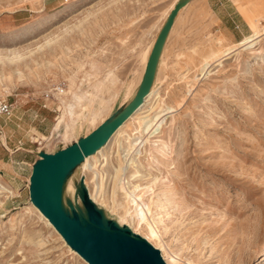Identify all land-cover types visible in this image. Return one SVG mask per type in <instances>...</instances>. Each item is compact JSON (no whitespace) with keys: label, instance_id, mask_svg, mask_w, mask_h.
Segmentation results:
<instances>
[{"label":"rangeland","instance_id":"1","mask_svg":"<svg viewBox=\"0 0 264 264\" xmlns=\"http://www.w3.org/2000/svg\"><path fill=\"white\" fill-rule=\"evenodd\" d=\"M178 1L63 0L45 8L44 0H0V98L14 107L0 116V264H86L30 204L32 164L127 105L141 59ZM13 55L21 58L11 63ZM59 83L63 92L44 101L43 91ZM151 88L156 95L138 116L66 182L73 178L81 203L89 190L106 223L146 239L166 264H264V0H188ZM83 107L101 109L91 123L79 121L73 137L55 131L64 112ZM147 115L161 117L150 137L142 133ZM117 178L128 182L124 189ZM74 201L64 185V209L77 210ZM147 223L158 235L151 241Z\"/></svg>","mask_w":264,"mask_h":264},{"label":"water","instance_id":"2","mask_svg":"<svg viewBox=\"0 0 264 264\" xmlns=\"http://www.w3.org/2000/svg\"><path fill=\"white\" fill-rule=\"evenodd\" d=\"M187 0H179L162 23L149 53L139 86L127 105L89 134L52 153L40 152L29 175V201L88 264H166L160 251L146 239L106 223L101 210L82 188L85 214L80 209L68 212L62 205L63 188L69 173L86 156L103 146L113 133L142 104L148 94L155 68L176 14ZM79 193V192H78ZM80 196V194H79Z\"/></svg>","mask_w":264,"mask_h":264},{"label":"bare ground","instance_id":"3","mask_svg":"<svg viewBox=\"0 0 264 264\" xmlns=\"http://www.w3.org/2000/svg\"><path fill=\"white\" fill-rule=\"evenodd\" d=\"M188 1V0H187ZM175 4H176V2H175ZM174 4V5H175ZM174 5H173V7H174ZM189 5V4H188ZM172 7V8H173ZM171 8V9H172ZM182 9V8H181ZM180 9V10H181ZM179 10V11H180ZM168 13H169V11H168ZM168 13H167V15H168ZM166 19V18H165ZM165 21V20H164ZM43 22L42 23H39V27H38V29H40V28H42V26H43ZM160 29V28H159ZM159 31V30H158ZM258 37V34H255V35H253V36H251V37H249V38H246L244 41H243V43H242V45H244V46H249V45H251V44H254L253 42H255V39ZM257 41V40H256ZM151 51V50H150ZM149 53L150 52H147V53H145L144 55H143V57H142V59H141V61H142V66H143V70H142V73H141V77H140V80H139V82L141 81V78H142V75H143V71H144V68H145V65H146V62H147V59H148V56H149ZM1 54V53H0ZM1 56V55H0ZM12 56V55H11ZM13 57H15L14 55H13ZM9 58V57H8ZM19 58H21V56H19V55H17L15 58H9L10 59V62L11 63H14L15 61H16V59H19ZM163 62V61H162ZM164 64V63H163ZM139 82L137 83V85L139 84ZM136 85V86H137ZM158 85V84H157ZM157 87V86H156ZM134 89V88H133ZM127 90V89H126ZM134 92V91H133ZM155 92H157L155 89H153V88H150V90H149V92H148V94L145 96V98H144V100H143V102H142V104H141V106L133 113V114H131V116L113 133V135L111 136V138L103 145V146H101L99 149H97L94 153H92L91 155H89V156H86L84 159H83V161L82 162H80L76 167H80V168H82V170L83 171H85V169H87L86 167L87 166H89V162H90V159L91 158H94V157H96V156H99L98 154L99 153H101L102 151H104V149H106L107 147H108V145L113 141V139H114V137L115 136H119L120 134H121V132H122V130H120L121 128H123L124 127V125L129 121L130 122V120L132 119V120H134L135 119V115H137L138 116V113H140V110H142V108H143V106H144V104H146L148 101H149V99L150 98H152V96L155 94ZM129 95V94H128ZM156 95V94H155ZM92 102L91 103H93V101H94V96L92 95ZM126 101V100H125ZM95 102V101H94ZM102 104V101L100 100V102H99V105H101ZM97 105V104H96ZM101 108L99 107V108H97L96 110H95V112H93V110H91L90 111V108L89 107H83V108H80L79 110H68V111H66V112H64V114L62 115V117L58 120V122L56 123V126H55V131L56 132H58L61 128H64L63 129V134L65 135V137H73L74 136V133H75V128H76V125L79 123V121H81L82 119H87L88 121H89V123H91L92 122V119L93 118H95V117H97L98 116V111L100 110ZM85 112H87V116H86V114H85ZM93 113H94V116H93ZM159 113V112H158ZM170 113V112H169ZM148 116V115H147ZM160 118L161 117H157V118H155V117H151V116H148V117H146V118H144V129H143V135H145L146 134V136H144V137H147V136H149V134H151L152 132H153V130L154 129H156V127L158 126V124H159V121H160ZM103 121V120H102ZM162 121V120H161ZM83 123V122H82ZM127 125V124H126ZM63 126V127H62ZM79 126H81V123L79 124ZM140 131V130H139ZM140 133V132H139ZM143 135L141 136V139H142V137H143ZM150 137V136H149ZM116 138V137H115ZM137 140V139H136ZM140 140V139H139ZM144 140V139H143ZM145 140H146V138H145ZM73 141H77V138L75 137V139L73 140ZM72 143V142H71ZM143 144V141L141 140L140 142H138L137 141V143H135V144H132L131 145V149L128 151V153L126 154V155H124L123 156V154H122V156H123V161H124V163H126L127 164V162L128 161H130L131 160V155L133 156V154H131V152L133 151H136L141 145ZM64 145V144H63ZM65 146H67V145H65ZM129 157V158H128ZM92 160V159H91ZM123 164V163H122ZM126 164L124 165V166H126ZM124 166H121V168H120V173H124V171L127 169V167H126V169H125V167ZM82 172V171H81ZM126 172V171H125ZM85 173V172H84ZM119 173V172H118ZM122 175V174H121ZM74 176V175H73ZM85 176V175H84ZM123 176H125V175H123ZM123 176H122V178H123ZM81 177V176H80ZM86 177V176H85ZM118 177V176H117ZM127 177V176H126ZM77 178V177H76ZM119 178H121V176H119ZM128 178V177H127ZM73 179V178H72ZM72 179H70V180H68L66 183H65V189H66V191L68 192H70L71 193V195H72V197L74 198V204H75V206L77 207V208H79L80 209V213H82V214H85V212H84V209H83V206H82V204H81V201H80V196H79V193H78V188L77 187H75L74 185H73V182H72ZM117 180H118V178H117ZM126 179H121V180H118V188L120 189V187L122 188V189H124L125 188V185H127V183L128 182H126L125 181ZM86 182V181H85ZM116 186V185H115ZM116 186V187H117ZM88 188V187H87ZM121 189V190H122ZM88 194H89V197H90V199H92L91 198V195H90V192H89V190H88ZM93 200V199H92ZM133 200V199H132ZM94 201V200H93ZM135 202V201H134ZM30 204L36 209V211H38L39 212V214L42 216V218L43 219H45L47 222H48V224L55 230V232L58 234V236L62 239V241L64 242L65 240L61 237V235L56 231V229L53 227V225L48 221V219L46 218V217H44L43 215H42V213L30 202ZM140 212H141V210H139ZM128 212H129V210H128ZM137 212V211H136ZM137 217H138V219H139V221H144L145 220V218H144V216L142 215V216H140V215H137ZM119 220L121 221V222H126L125 220H124V218L122 219V218H119ZM122 224V223H121ZM148 224V226H149V228H150V236H148L147 237V239L149 240V241H151L152 239L151 238H155V237H158V235H157V232L156 231H154V229H153V227H152V224L151 223H147ZM136 231V230H135ZM67 247H68V249L70 250L71 248L69 247V245H66ZM71 252H73L75 255H77L78 257H80V258H82L80 255H78L73 249H71L70 250ZM174 258V257H173ZM175 259V258H174ZM82 260H83V258H82ZM86 264H88L85 260H83ZM174 260L173 259H171V262H173ZM167 262H168V260H167ZM168 263H170V262H168Z\"/></svg>","mask_w":264,"mask_h":264},{"label":"built area","instance_id":"4","mask_svg":"<svg viewBox=\"0 0 264 264\" xmlns=\"http://www.w3.org/2000/svg\"><path fill=\"white\" fill-rule=\"evenodd\" d=\"M63 85L61 83L53 86L51 89H45L42 93L44 101L51 99L54 94L58 95L63 92ZM14 110L13 104L0 98V116H10Z\"/></svg>","mask_w":264,"mask_h":264},{"label":"crops","instance_id":"5","mask_svg":"<svg viewBox=\"0 0 264 264\" xmlns=\"http://www.w3.org/2000/svg\"><path fill=\"white\" fill-rule=\"evenodd\" d=\"M63 0H44V7L46 6H51L53 7L54 5L60 4Z\"/></svg>","mask_w":264,"mask_h":264}]
</instances>
